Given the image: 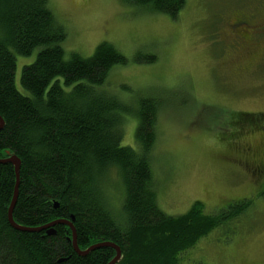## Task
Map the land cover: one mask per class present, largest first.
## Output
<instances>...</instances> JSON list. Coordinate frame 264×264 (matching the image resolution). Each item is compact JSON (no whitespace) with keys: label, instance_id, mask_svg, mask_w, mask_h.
<instances>
[{"label":"trees","instance_id":"obj_1","mask_svg":"<svg viewBox=\"0 0 264 264\" xmlns=\"http://www.w3.org/2000/svg\"><path fill=\"white\" fill-rule=\"evenodd\" d=\"M127 1L175 19L188 0ZM66 37L50 0H0V158L10 153L21 160L14 219L38 227L73 217L82 250L111 241L122 249L117 264H179L201 238L242 214L251 201L214 212L199 200L179 215L161 209L152 154L162 104L153 96L131 103L109 91L110 72L128 62L114 44L102 41L83 56L66 52ZM34 51L35 60L22 69L23 93L15 81L17 55ZM125 115L137 119L135 145L122 143ZM253 118L233 111L229 125L259 126ZM111 169L123 190L119 213L102 189ZM16 182L14 165L0 163V264H108L114 258L111 247L79 254L65 224L52 234L13 227L8 210Z\"/></svg>","mask_w":264,"mask_h":264},{"label":"rangeland","instance_id":"obj_2","mask_svg":"<svg viewBox=\"0 0 264 264\" xmlns=\"http://www.w3.org/2000/svg\"><path fill=\"white\" fill-rule=\"evenodd\" d=\"M50 3L67 29L66 52L89 56L108 41L127 57L126 65L110 72L109 91L131 103L153 96L162 104L152 154L161 209L179 215L199 200L214 212L251 201L242 214L185 252L179 264H264V170L256 168L264 159V138L255 133L264 125L259 116L264 112V60L258 58L264 54V35L235 54L222 22L238 13L264 19V0H188L175 19L127 0ZM36 53L17 55L15 81L23 93L22 69ZM150 56L156 60L149 62ZM233 111L257 116L259 126L230 127ZM136 127L137 119L125 115L123 145H135ZM102 182L106 200L119 213L123 190L117 171L109 170Z\"/></svg>","mask_w":264,"mask_h":264},{"label":"flooded vegetation","instance_id":"obj_3","mask_svg":"<svg viewBox=\"0 0 264 264\" xmlns=\"http://www.w3.org/2000/svg\"><path fill=\"white\" fill-rule=\"evenodd\" d=\"M254 17L255 14L238 13L234 17L226 19L225 21L224 18H222L223 25L225 23V27L228 31V36H230L232 40V42L230 43L235 46L232 49V52H234L235 54L238 53V51H240L246 44L252 42L254 39L261 37V35H264V19L258 20L254 19ZM223 25L220 27V29H222ZM219 35L221 36V39L224 38V29L219 32ZM258 58L264 60V54H260ZM236 128L239 127L236 126ZM255 133L261 136V138H264V126H259L258 130ZM232 135H234L232 138H236L240 134ZM261 149L262 151H264V140H262L261 142ZM248 158L251 160H255L254 163L258 162V160H256L258 159L257 157ZM256 168L258 172L264 170V159L263 162L256 166Z\"/></svg>","mask_w":264,"mask_h":264},{"label":"water","instance_id":"obj_4","mask_svg":"<svg viewBox=\"0 0 264 264\" xmlns=\"http://www.w3.org/2000/svg\"><path fill=\"white\" fill-rule=\"evenodd\" d=\"M4 125V120L3 118L0 116V128ZM8 157L7 158H0V163H6V162H10L14 165L15 167V171H16V178H17V182H16V186H15V190H14V195H13V199L11 201L9 210H8V218L9 221L11 223V225L17 229H21V230H26V231H41V230H46V232L48 234H52L55 233V226L58 224H65L67 226H69L72 230V242L74 245L75 250L81 254V255H86L88 254L90 251L96 249V248H100V247H111L113 249H115L116 251V255L114 256V258L108 263V264H117V262H119L122 258V249L121 247L114 242L111 241H101L98 242L96 244H93L92 246H90L89 248L82 250L79 248L78 245V241H77V230L73 224L74 218L72 217L71 219H64V218H60V219H56L48 224H45L43 226H38V227H26V226H22L20 224H18L13 216V210H14V206L16 204L17 201V197H18V193H19V178H20V167H21V160L19 159V157L15 154H10L8 153ZM58 204H56L57 206Z\"/></svg>","mask_w":264,"mask_h":264}]
</instances>
